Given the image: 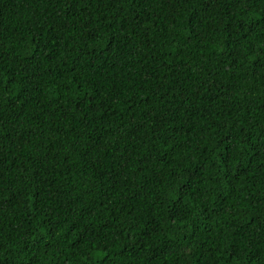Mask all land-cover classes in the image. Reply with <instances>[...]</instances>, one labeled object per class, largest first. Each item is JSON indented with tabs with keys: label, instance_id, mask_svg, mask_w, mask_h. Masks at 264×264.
<instances>
[{
	"label": "trees",
	"instance_id": "1",
	"mask_svg": "<svg viewBox=\"0 0 264 264\" xmlns=\"http://www.w3.org/2000/svg\"><path fill=\"white\" fill-rule=\"evenodd\" d=\"M0 264H264V0H0Z\"/></svg>",
	"mask_w": 264,
	"mask_h": 264
}]
</instances>
